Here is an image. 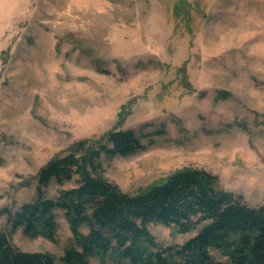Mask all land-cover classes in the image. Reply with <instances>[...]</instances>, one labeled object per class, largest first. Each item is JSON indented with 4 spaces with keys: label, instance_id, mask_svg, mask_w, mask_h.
Returning <instances> with one entry per match:
<instances>
[{
    "label": "rangeland",
    "instance_id": "374dc122",
    "mask_svg": "<svg viewBox=\"0 0 264 264\" xmlns=\"http://www.w3.org/2000/svg\"><path fill=\"white\" fill-rule=\"evenodd\" d=\"M117 126L145 147L102 158L122 192L192 167L264 206V0H0V233L64 264L62 211L55 242L11 232L6 214L36 199L50 160ZM149 229L168 244L191 236Z\"/></svg>",
    "mask_w": 264,
    "mask_h": 264
},
{
    "label": "trees",
    "instance_id": "16d2710c",
    "mask_svg": "<svg viewBox=\"0 0 264 264\" xmlns=\"http://www.w3.org/2000/svg\"><path fill=\"white\" fill-rule=\"evenodd\" d=\"M184 71L177 73L184 76ZM141 140L117 126L99 138L75 142L39 170L36 199L7 212L11 232L23 229L26 237L55 242L54 212L59 210L72 235L64 264H90L92 259L104 264H264V206L246 205L221 189L217 176L185 167L134 194L103 178L102 158L138 153L145 148ZM71 182L74 188L45 196L52 183L61 188ZM150 225L191 236L181 244L159 242ZM0 264L55 263L47 253L21 251L0 233Z\"/></svg>",
    "mask_w": 264,
    "mask_h": 264
}]
</instances>
